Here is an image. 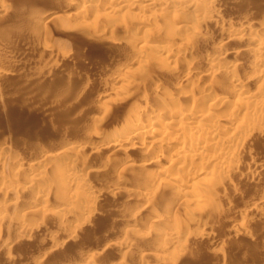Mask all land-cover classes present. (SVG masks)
<instances>
[{
    "label": "bare ground",
    "instance_id": "1",
    "mask_svg": "<svg viewBox=\"0 0 264 264\" xmlns=\"http://www.w3.org/2000/svg\"><path fill=\"white\" fill-rule=\"evenodd\" d=\"M66 3V9L75 15L68 17L69 20L74 16L83 26L91 25L97 38L111 32L116 35L111 42L124 45V50L127 47L128 59L120 62L118 74H112L113 86L100 98L106 105L123 94L136 95L132 100L133 116L116 123L103 140L112 155L125 159H113L119 161L109 172L115 182L101 188L90 178L101 176L102 170L95 171L84 161L85 155L96 154L98 144L80 147L64 142L61 149L62 145L59 149L57 145L54 148L40 145L30 156L3 144L0 252L6 251L8 262H14L17 242L28 244L42 238L38 252L26 254L24 262L75 264L70 255L71 260L65 256L64 248L92 227V216L97 215L96 202L101 197L122 196L127 206L121 212L119 226L124 227V232H118L111 242L106 241L99 251L102 254L118 251L125 258L140 241L149 244L148 238L155 235L161 241L155 245L152 241L153 250L142 254L143 259L147 257L153 264H160L180 256L190 238L206 239L218 224L226 222L232 214L241 213L243 209L237 211L220 193L227 187L235 190V183L245 169L262 168L263 164H258L252 155L250 140L256 132L264 133V23L254 27L225 22L219 0H70ZM7 5L0 4V15L6 14ZM61 11H50L38 18L37 26L45 28L53 21L65 22L66 10ZM85 19H91L90 25ZM211 24L221 31L220 37L209 35L207 29ZM230 43L239 47L232 49ZM134 71L138 72L133 78L130 75ZM148 90L151 96L147 95ZM129 152H138L140 157L133 160L127 156ZM134 182L138 185L131 186ZM159 199L167 210L152 212L156 230L152 228L144 233L137 230L134 225L138 215ZM175 207L177 211L171 215ZM248 207L245 214L264 217V199H257ZM179 212L182 215L178 216ZM233 217V220L238 218ZM50 225L55 229L51 230ZM233 229L239 234L247 230L244 223L234 225ZM11 233L16 236L13 241L9 238ZM222 245L223 241L219 246ZM57 250L64 253L59 259L52 255ZM89 252L81 256H85L82 264H97L99 255ZM216 256L215 261L225 263L223 253ZM113 264L127 263L121 259Z\"/></svg>",
    "mask_w": 264,
    "mask_h": 264
},
{
    "label": "rangeland",
    "instance_id": "2",
    "mask_svg": "<svg viewBox=\"0 0 264 264\" xmlns=\"http://www.w3.org/2000/svg\"><path fill=\"white\" fill-rule=\"evenodd\" d=\"M66 1L70 0H0V4L2 2L8 4V12L0 15V49H2L0 53V148L6 145L14 151L24 152L30 156L40 145L44 148L46 146L54 148L57 145L58 149L59 145H62L61 149L64 142L78 144V146L81 145L80 147L98 144L95 149L96 154L85 155L84 161L91 169L102 170L101 176L92 177L90 181L94 185L106 188L112 184V181L115 182V179L109 175L113 165L125 157L112 155L103 140L116 123L129 115L133 116L135 105L132 100L136 95L132 93L131 97L129 92L127 95L123 94L111 100L106 105L100 98L113 86L112 74H118V65L128 59L126 57L128 50L126 46L124 50L122 44L115 45L116 43L111 42L116 36L111 32L99 38L95 37L92 30L94 28L90 25L91 19L84 20L90 25L89 28L80 24L81 20L78 17L79 22L76 17L74 20V13H70L71 11L69 12L65 7L68 3ZM219 5H221L219 8L222 10L223 20L227 23L231 22L235 26L245 23L254 27L264 23V0H219ZM64 9L66 12L63 14L67 16L65 22L53 21L45 28L37 26L39 19L45 17L44 15L49 14L50 11L60 12ZM72 15L74 16L70 21L68 17ZM112 26L114 25L111 24L109 28L112 29ZM217 29L211 24L207 30L209 35L218 38L221 31ZM231 44L233 43H230L229 47ZM235 44L238 46L237 43ZM232 46V49L239 47L234 44ZM136 72L138 71H134L130 76L133 75L134 78ZM120 83L117 84L120 85ZM148 93L147 95L151 96V91ZM150 98L153 100L152 97ZM259 133L256 132L251 137L250 150L258 164H263L262 168L260 166L257 170L245 169L246 171L242 172L244 176L242 175L241 179L235 183V190L227 187L225 192L220 193V197L233 203L237 211L243 209L238 215L232 214L238 218L233 217L235 219L233 220L230 216L226 222L217 225L218 228L216 227L213 234L205 235L208 236V238L205 237L206 239L203 238L204 236L198 241L194 237L190 238L180 256L167 259L160 264H220L215 261L216 255L220 252L226 256L223 264H264V217L262 218L259 214H245V207L252 206L257 199H264V133ZM127 156L134 158L133 160L140 157L138 152H129ZM113 159L119 161L116 162ZM257 172L260 173L257 174ZM134 185L138 184L135 182L131 184V186ZM155 202L158 203H153L144 213L138 215L134 225L137 230L143 233L149 229L152 231V228L156 230L152 223V219L153 221L155 219L151 214L155 211H166L167 208L161 204L160 199ZM125 203L126 199L122 196L114 199L109 196L101 197L96 202L97 215L91 218L94 223L92 227L94 225L95 227L84 231L78 238L80 241L77 239L74 244L65 247V256L68 255L67 258L71 260L70 255L71 262L80 263L85 260V256H81L91 251L99 255L97 264H113L121 259L126 260L127 264H153V261L148 260L149 258L143 259L142 254L152 252L151 242L153 241L155 245L158 241L154 238L155 235L148 238L149 244L146 241H140L136 245L137 248L125 258L118 251L107 254L99 251L103 244L115 239L118 232L121 231L120 233L123 234L124 227L119 226V219L123 216L122 210L127 206ZM174 210L177 211L176 207L171 211L172 213L170 212L171 215L174 214ZM179 213H177L178 216L182 215ZM237 223L245 224L246 233H236L233 228L234 225H239ZM50 224L54 226V223ZM116 227L118 230L115 229ZM120 227L123 229L121 230ZM49 228L55 229L51 225ZM14 235L15 233H11L9 236L12 241L16 238ZM42 240L37 238L36 241L32 240L28 244H24L25 241L17 242L13 251L17 254L15 261L9 263L6 257L7 252L3 251L0 252V264H27V261L24 262L26 256L29 253L35 255L40 249ZM221 241L223 245L219 246ZM26 244L28 248H25ZM82 251H85V254ZM64 253L63 250L61 252L57 250L52 255L59 259ZM109 254L111 256H107ZM139 254L141 255L138 256Z\"/></svg>",
    "mask_w": 264,
    "mask_h": 264
}]
</instances>
